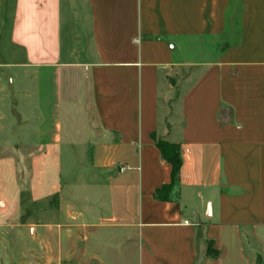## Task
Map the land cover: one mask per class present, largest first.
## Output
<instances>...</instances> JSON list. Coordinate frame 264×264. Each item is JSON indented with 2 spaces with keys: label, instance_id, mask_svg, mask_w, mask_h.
<instances>
[{
  "label": "crops",
  "instance_id": "crops-1",
  "mask_svg": "<svg viewBox=\"0 0 264 264\" xmlns=\"http://www.w3.org/2000/svg\"><path fill=\"white\" fill-rule=\"evenodd\" d=\"M248 237L264 0H0V264H255Z\"/></svg>",
  "mask_w": 264,
  "mask_h": 264
},
{
  "label": "trees",
  "instance_id": "trees-1",
  "mask_svg": "<svg viewBox=\"0 0 264 264\" xmlns=\"http://www.w3.org/2000/svg\"><path fill=\"white\" fill-rule=\"evenodd\" d=\"M154 141L161 157L171 165V180L169 183L156 188L153 195L160 200H169L179 194V172L181 167L179 145L156 137ZM207 253L212 257L218 255V252L212 248L210 241L208 242Z\"/></svg>",
  "mask_w": 264,
  "mask_h": 264
},
{
  "label": "rangeland",
  "instance_id": "rangeland-1",
  "mask_svg": "<svg viewBox=\"0 0 264 264\" xmlns=\"http://www.w3.org/2000/svg\"><path fill=\"white\" fill-rule=\"evenodd\" d=\"M11 103H13V100ZM245 246L247 251H249L254 256L255 264H264V251L259 244H257L251 237H248Z\"/></svg>",
  "mask_w": 264,
  "mask_h": 264
},
{
  "label": "built area",
  "instance_id": "built-area-1",
  "mask_svg": "<svg viewBox=\"0 0 264 264\" xmlns=\"http://www.w3.org/2000/svg\"><path fill=\"white\" fill-rule=\"evenodd\" d=\"M125 168H127V166L122 165V166L119 167V170L122 171V170H124Z\"/></svg>",
  "mask_w": 264,
  "mask_h": 264
}]
</instances>
